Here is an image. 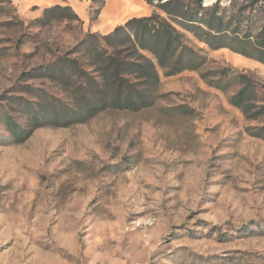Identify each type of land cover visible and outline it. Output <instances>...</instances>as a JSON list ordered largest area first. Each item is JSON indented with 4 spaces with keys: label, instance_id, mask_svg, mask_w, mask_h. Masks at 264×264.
I'll return each instance as SVG.
<instances>
[{
    "label": "rangeland",
    "instance_id": "rangeland-1",
    "mask_svg": "<svg viewBox=\"0 0 264 264\" xmlns=\"http://www.w3.org/2000/svg\"><path fill=\"white\" fill-rule=\"evenodd\" d=\"M128 1L137 11L125 0H0V264H264V138L252 134L264 115L230 103L239 87L223 91L203 77L231 67L264 96L258 60L210 47L174 22L206 63L173 75L158 67L151 106L11 137L6 115L29 126L33 104L74 102L76 86L49 66L78 63L99 79L95 59L79 50L89 33L166 16ZM202 2L264 15V0ZM57 4L79 19H42Z\"/></svg>",
    "mask_w": 264,
    "mask_h": 264
},
{
    "label": "trees",
    "instance_id": "trees-1",
    "mask_svg": "<svg viewBox=\"0 0 264 264\" xmlns=\"http://www.w3.org/2000/svg\"><path fill=\"white\" fill-rule=\"evenodd\" d=\"M146 2L159 8L166 16L153 12L149 16L132 17L108 34L89 33L81 41L80 52L95 59L100 74L98 80L87 76L78 63L59 65V62L56 67L49 66L44 70L47 74H56L63 83L76 86L75 100L59 105L50 101L51 105L40 108L33 104L29 126L21 125L10 114L6 115L5 125L15 142L25 141L40 127L84 122L108 108L139 111L151 106L161 81L158 67L165 69L167 75H173L200 69L206 63L205 57L185 43L183 33L174 22L194 32L210 47H228L264 64V15L251 19L245 16L248 7L233 14L231 8L220 4L206 6L202 0ZM249 8L255 12L256 2ZM52 17L79 19L70 5L60 4L45 8L42 19ZM241 32L245 34L243 37L238 36ZM106 46L112 50L108 51ZM144 51L151 53L155 61L146 57ZM203 77L210 85L223 91L239 87L230 97V103L250 118L264 115V96L259 93L257 84L245 74L231 67H221L204 72ZM254 130L253 135L264 138V127Z\"/></svg>",
    "mask_w": 264,
    "mask_h": 264
},
{
    "label": "crops",
    "instance_id": "crops-1",
    "mask_svg": "<svg viewBox=\"0 0 264 264\" xmlns=\"http://www.w3.org/2000/svg\"><path fill=\"white\" fill-rule=\"evenodd\" d=\"M125 2H126V4H125ZM125 2H124V4H123V6H124V5H125V6L128 5V6H129V9H130V7H131V10L134 9V7H132V5H130V2H129L128 0H127V1L125 0ZM123 6H122V7H123ZM133 11H137V9H134ZM115 12H116V11H114V13H115ZM117 12H118V11H117ZM105 16H106V14H105Z\"/></svg>",
    "mask_w": 264,
    "mask_h": 264
},
{
    "label": "bare ground",
    "instance_id": "bare-ground-1",
    "mask_svg": "<svg viewBox=\"0 0 264 264\" xmlns=\"http://www.w3.org/2000/svg\"><path fill=\"white\" fill-rule=\"evenodd\" d=\"M126 1H127V0H126ZM125 4H126V2H125ZM124 6H125V5H124ZM124 6H123V7H124ZM132 6H133V5H132ZM135 7H136V6H135ZM137 7H139V6H137Z\"/></svg>",
    "mask_w": 264,
    "mask_h": 264
}]
</instances>
